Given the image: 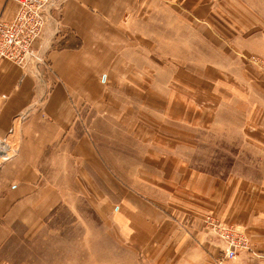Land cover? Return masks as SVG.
Listing matches in <instances>:
<instances>
[{"label":"crops","instance_id":"0c3cea01","mask_svg":"<svg viewBox=\"0 0 264 264\" xmlns=\"http://www.w3.org/2000/svg\"><path fill=\"white\" fill-rule=\"evenodd\" d=\"M55 3L35 45L46 65L0 61V139L11 150L0 169V264H22L24 244L62 207L68 176L90 207L121 220L134 250L155 241L177 258L197 247L218 261L223 245L203 219L212 214L250 236L256 254L242 264H264V182L202 173L183 155L190 129L264 132V74L241 55L264 56L256 1ZM16 8L0 0V17L10 20ZM148 23L190 41L175 47L181 60L150 50L149 31L138 30ZM150 38L170 42L166 32ZM216 47L241 65L221 67ZM204 51L212 59L205 67ZM54 162L62 170L55 184Z\"/></svg>","mask_w":264,"mask_h":264},{"label":"rangeland","instance_id":"374dc122","mask_svg":"<svg viewBox=\"0 0 264 264\" xmlns=\"http://www.w3.org/2000/svg\"><path fill=\"white\" fill-rule=\"evenodd\" d=\"M255 1L256 4L253 6L259 8H256L257 13H263L264 0ZM250 5L252 7V4ZM171 28L169 26L157 27L152 23H148L147 28L144 27L138 30L140 33H142V30L149 31L147 39L151 51L159 52V49H161L167 54L168 58L181 60L179 52L190 41L185 39L175 40L174 37H171L170 40L168 34L172 33ZM165 32L167 40L169 39L170 42L159 41L157 43L156 39L150 38ZM176 46H178L179 52H176ZM217 47L216 50H219ZM241 55L245 63L251 68L262 71L264 74V56L244 55L243 53ZM191 57L188 58L191 59ZM214 57L215 62L223 68H228L231 65L224 60L225 57L220 50L219 53L214 54ZM192 58L195 59L194 56ZM200 58L201 66L212 61L205 51ZM183 59L185 60V58ZM236 59L239 61L235 64L241 65V60L238 57ZM235 64L231 66L234 65L235 68ZM169 77L173 78V74H170ZM236 130L233 134L222 133L218 135L209 133L206 130L197 132L195 129H190L188 130L190 132L189 146L183 155L202 173H211L224 179L237 174L247 179L250 178L252 182L255 181L256 185L264 182V146L262 147L258 143L259 140H264V132L258 134L250 131L244 135L240 130ZM57 164V162H54L50 171L51 178L49 177V180L53 184L56 183V174L62 171L60 169L56 171L55 165ZM61 186L66 192L64 193V203H62V207L51 214L47 226L35 235L29 241V244H24L21 252L24 253L25 257L20 259L22 264H242L244 262L243 256L245 257V254H241L234 263L222 261V249L216 262L212 260L213 258H206L209 252L205 253L197 247L186 249L183 254L181 252L182 256L180 255L177 258L179 255L176 254L174 257L171 251H158L155 241L154 244H151L150 250H134L125 239V234L121 229V220L115 222L110 219L113 215L102 209L96 211L95 208L90 207L82 191H72L71 177L68 176ZM143 190L148 192L146 189ZM213 216L212 214L203 216L205 229L208 230V218L211 220L215 218L214 223H221ZM117 225H119V228ZM230 227L241 230L239 226L230 225ZM245 233L248 244L256 252L250 236L247 232ZM212 235L217 238L213 233ZM221 261L222 263H220Z\"/></svg>","mask_w":264,"mask_h":264},{"label":"built area","instance_id":"2783aa9c","mask_svg":"<svg viewBox=\"0 0 264 264\" xmlns=\"http://www.w3.org/2000/svg\"><path fill=\"white\" fill-rule=\"evenodd\" d=\"M17 8L10 20L0 17V61H8L21 67L30 63L46 65L35 45L43 37L46 24L57 11L56 0H12ZM11 150L0 139V169L11 158ZM208 218L207 226L223 245V260L234 263L241 254L255 255L248 244L246 233L221 221ZM222 261L220 263H222Z\"/></svg>","mask_w":264,"mask_h":264}]
</instances>
